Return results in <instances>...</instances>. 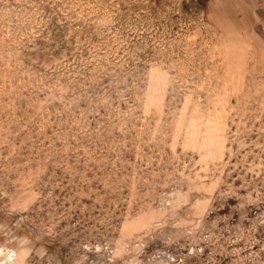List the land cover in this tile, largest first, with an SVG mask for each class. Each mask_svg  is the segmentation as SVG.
I'll return each instance as SVG.
<instances>
[{"label":"rangeland","instance_id":"1","mask_svg":"<svg viewBox=\"0 0 264 264\" xmlns=\"http://www.w3.org/2000/svg\"><path fill=\"white\" fill-rule=\"evenodd\" d=\"M0 264H264V0H0Z\"/></svg>","mask_w":264,"mask_h":264}]
</instances>
